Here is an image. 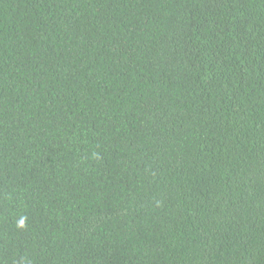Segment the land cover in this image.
<instances>
[{"label":"trees","instance_id":"1","mask_svg":"<svg viewBox=\"0 0 264 264\" xmlns=\"http://www.w3.org/2000/svg\"><path fill=\"white\" fill-rule=\"evenodd\" d=\"M0 264H264V0H0Z\"/></svg>","mask_w":264,"mask_h":264}]
</instances>
